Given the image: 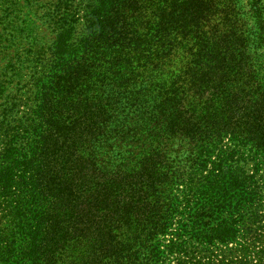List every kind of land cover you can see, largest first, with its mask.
I'll return each instance as SVG.
<instances>
[{"label": "trees", "instance_id": "16d2710c", "mask_svg": "<svg viewBox=\"0 0 264 264\" xmlns=\"http://www.w3.org/2000/svg\"><path fill=\"white\" fill-rule=\"evenodd\" d=\"M84 1L9 23L0 264H264L262 0Z\"/></svg>", "mask_w": 264, "mask_h": 264}, {"label": "rangeland", "instance_id": "374dc122", "mask_svg": "<svg viewBox=\"0 0 264 264\" xmlns=\"http://www.w3.org/2000/svg\"><path fill=\"white\" fill-rule=\"evenodd\" d=\"M246 6V10H250L249 2L250 0H242ZM57 0H0V69L5 67L8 62L9 55L5 53L2 48L6 45V36L9 32L10 22H19V20L25 15H35L42 14L44 10L39 9L41 5H48L47 7H52L56 4ZM86 1L76 0V6L83 7ZM50 4V6H49ZM263 16H264V0H262ZM47 10V9H46ZM41 33L45 39L50 40L54 37L52 30L48 29L47 26H41ZM84 28V23L81 22L78 25V34H82ZM8 44V43H7ZM1 72V70H0Z\"/></svg>", "mask_w": 264, "mask_h": 264}]
</instances>
